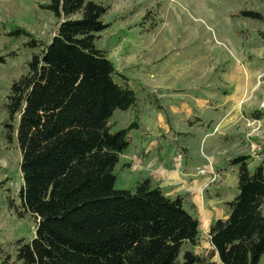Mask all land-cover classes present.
<instances>
[{
  "label": "trees",
  "instance_id": "1",
  "mask_svg": "<svg viewBox=\"0 0 264 264\" xmlns=\"http://www.w3.org/2000/svg\"><path fill=\"white\" fill-rule=\"evenodd\" d=\"M45 7L58 18L49 42L23 27L10 32L31 36L29 44L40 49L28 71L12 82L6 103L9 119L17 118L15 127L6 126L21 153L19 194L37 220L33 239L18 242V259L22 264L205 263L201 254L184 248L198 243L201 222L182 195L167 196L149 176L134 187H116L120 155L133 143L141 117L130 77L96 44L110 26L103 20L108 7L95 0H51ZM77 13L81 16L74 18ZM242 13L263 18L257 11ZM130 109L134 119L114 130L115 112ZM250 158L241 154L228 161L238 165V191L226 202L227 216L209 228L221 264H262L264 160L250 169Z\"/></svg>",
  "mask_w": 264,
  "mask_h": 264
},
{
  "label": "rangeland",
  "instance_id": "2",
  "mask_svg": "<svg viewBox=\"0 0 264 264\" xmlns=\"http://www.w3.org/2000/svg\"><path fill=\"white\" fill-rule=\"evenodd\" d=\"M50 1L0 0V57L5 59L0 60V264H22L17 257L18 242L31 241L37 225L19 194L23 185L21 153L15 138L9 140L6 126L15 127L17 118L9 119L6 103L12 82L28 71L33 53L40 51L29 44L31 36L49 42L57 31L58 18L45 7ZM95 1L108 7L103 20L110 24L98 34L96 44L106 50L121 73L130 77V85L139 97L141 126L133 131V143L120 155L116 187L131 188L149 176L156 183L168 182L163 185L167 192L172 185L184 190L183 184L172 181V175L184 174V167H193L199 173L211 175V184L204 186L201 198L206 200L212 191L209 187L218 183V171L224 173L230 187L217 192L226 198L232 197L238 191V176L233 171L234 165L228 166L229 173L225 175L228 167L224 158L249 152L257 159L250 160V169L264 160V151L254 153L251 146L253 142L264 145V117H259V122L246 116L255 109L264 110V83L259 84L258 77L255 85L250 83L248 74L249 70L257 72L264 67V0ZM246 10L260 12L263 18L244 16L242 11ZM80 16V13L73 15ZM22 27L31 36L10 34ZM263 72L264 69L260 74ZM116 78L121 81L119 75ZM242 84L250 89L242 93ZM253 94L255 102L240 108L244 117L241 116L240 122L247 125L249 134L247 130L236 129L229 134V139L226 137L230 142L223 143L216 138L222 134L215 133L218 123L212 124L209 131L202 130L199 115L209 117L207 122L219 115L215 108L206 110L207 105L214 106L213 100L223 110L222 99H228V104L233 97L249 96V99ZM185 105L192 106L194 113ZM134 117L131 109L117 110L111 119L113 129L126 127ZM167 123L174 130L190 135L176 137ZM159 142L163 149L158 146ZM186 147L190 155L183 151ZM193 160L209 168L197 169ZM184 197L196 204L189 195ZM191 205L199 216L200 208ZM220 209L223 213L224 207ZM208 235L209 231L201 226L198 243H187L184 248L201 254L205 258L203 264H221Z\"/></svg>",
  "mask_w": 264,
  "mask_h": 264
},
{
  "label": "crops",
  "instance_id": "3",
  "mask_svg": "<svg viewBox=\"0 0 264 264\" xmlns=\"http://www.w3.org/2000/svg\"><path fill=\"white\" fill-rule=\"evenodd\" d=\"M263 69H264V67L262 69H259L257 72H256V70L254 72H253V70H249V73H248L249 78H250L249 82L250 83L253 82L252 84L255 85L256 84V78L258 77L257 75L260 74L263 71ZM232 78H235L234 75ZM240 87L243 89L242 93L244 91L250 89L248 86L243 85V84ZM248 97H244V98L239 97L238 99L233 97L231 99L230 103H228V104H226V102H228V99H222L221 102H222L223 110L218 109L219 106L217 107V105H215V102H217V101L213 100L214 106L207 105L206 106L207 109L206 108L205 109L207 111H211V110H214V108H215L219 111L218 112L219 115L217 118H210L211 122H207L209 117L202 116V114L199 115L198 117H200L202 119L201 124H199L201 126L203 125L202 130L204 131V129H205V130L209 131L213 127V126H211L212 124L218 123L219 129L215 133L222 132V134H220L216 138L218 140L222 141L223 143H225V142L229 143L230 142V140H228L230 138L229 134L235 132L236 129L238 130V132H241V131L245 132L247 130V134H249L251 132L250 129L246 127L247 125H244L242 120L240 122L241 116L243 117V114H242V111H240V108L243 107V104L247 105V104H252L255 102V100H254L255 94H253L249 99H248ZM245 102H248V103H245ZM185 107H186V109H189V107L192 108V106H190V105H185ZM227 108H229V109H227ZM161 109H166V108L162 107ZM195 109H197V108L195 107ZM192 110H193V108H192ZM255 110L258 112L256 115L252 116V113ZM255 110L250 111L249 113H247L246 116L259 121V120H261V118L264 117V110L263 109H255ZM193 113H194V110H193ZM197 113H198V111H197ZM258 116L261 118H256ZM259 122H261V121H259ZM167 125H169L170 131L172 129L174 130V128L169 123H167ZM206 126H208V127H206ZM202 130L199 129V131H202ZM174 132L176 133V137L178 136L177 134H183L185 136L190 135V134L180 133L176 129L174 130ZM193 135H195V133H193ZM207 135L208 134H206V136ZM214 137H215V134H214ZM226 137L228 139H226ZM175 139H177V138H175ZM154 146H155V144H154ZM158 146L162 149L164 147L160 142L158 143ZM183 151H185V152L187 151V153L190 155L189 147L184 148ZM241 154H245V153H240V154L238 153L237 155H241ZM246 154L250 155L251 153L248 152ZM231 157H232V154L229 155L228 157L224 158V159L228 163V161L231 159ZM254 157L255 156L251 155L250 160L253 159L255 162L257 159H255ZM188 160H190V159L188 158ZM250 160H249V162H250ZM222 161H224V160H222ZM193 163L197 166V169L206 168V167L209 168V166H203V164H199V162H197L195 160H193ZM225 165H227V167L230 166L228 164H225ZM249 167H250V164H249ZM232 168H233L234 172H237V176H238V165H234ZM236 168H237V171H235ZM229 169L230 168L228 167L225 175H227L229 173ZM183 173L184 174H180L178 172L174 173L172 175V177H174V179L172 181L178 185L183 184L184 190L179 189L177 186L172 185V187L169 188L168 192H167V190H165L166 187L163 185L164 184L166 185L168 182L156 183L154 181V183L161 186L164 193L171 198H174V196H172L173 194L178 195V193H179V195H182L183 197L185 194L192 197L194 199V201L196 202V204L193 203L192 201L191 202L186 201L185 197H184V204H185L186 208L188 210H190L192 213H194V208L192 207L191 204H193L195 206V209H196V206H198L200 208V209H198V212L200 213L199 216H198V213H197V215L195 213L194 214L200 219L201 226L204 227L206 229V231H209V228H210L211 224L213 223V221H215L218 218H225L227 216L228 207L226 205V202L232 200L234 198V196L236 195V193L232 197L226 198L225 194H221L220 192H217V190L220 188H222V191H224L225 188L230 187L229 185L226 184L224 173L221 174L218 171V174H216V177H217V175L219 176L218 181L216 178V181L218 183L217 184L214 183L209 187L210 190H212V191L208 192V195L206 196V200H205L204 197L201 198L200 194L204 192L203 189H205L207 186H209L211 184L210 183L211 182L210 181V177H211L210 173L209 172L208 173L207 172L206 173H199L193 167H191L190 169H187L186 167H184ZM219 185H220V187H219ZM204 186H206V187L204 188ZM172 190L175 193H173ZM168 193H173V194H168ZM188 203H191V204H188ZM221 207H224L223 213H222V209H220Z\"/></svg>",
  "mask_w": 264,
  "mask_h": 264
},
{
  "label": "built area",
  "instance_id": "4",
  "mask_svg": "<svg viewBox=\"0 0 264 264\" xmlns=\"http://www.w3.org/2000/svg\"><path fill=\"white\" fill-rule=\"evenodd\" d=\"M257 80L259 84L264 83V72L258 76ZM262 106H264V100L262 102ZM251 146L254 153H262L264 151V145L261 142H256V143L253 142ZM208 236L211 239V236L210 235Z\"/></svg>",
  "mask_w": 264,
  "mask_h": 264
}]
</instances>
